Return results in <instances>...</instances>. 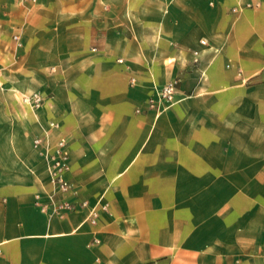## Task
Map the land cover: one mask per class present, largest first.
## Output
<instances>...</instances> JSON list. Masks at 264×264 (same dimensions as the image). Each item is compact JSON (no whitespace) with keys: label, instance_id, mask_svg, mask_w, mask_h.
<instances>
[{"label":"crops","instance_id":"obj_1","mask_svg":"<svg viewBox=\"0 0 264 264\" xmlns=\"http://www.w3.org/2000/svg\"><path fill=\"white\" fill-rule=\"evenodd\" d=\"M13 1L0 0V264H264V0ZM174 79L176 102L149 109ZM33 93L38 108L22 102Z\"/></svg>","mask_w":264,"mask_h":264},{"label":"built area","instance_id":"obj_2","mask_svg":"<svg viewBox=\"0 0 264 264\" xmlns=\"http://www.w3.org/2000/svg\"><path fill=\"white\" fill-rule=\"evenodd\" d=\"M23 3L35 4L38 0H20ZM14 41H18V35H14ZM122 62V60H119ZM134 83V80H132ZM179 79H174L164 86H162L159 90H157L155 96L151 97L148 102V107L151 110L162 111L168 106L174 104L176 102L175 96L178 90ZM22 102L32 106L34 108H38L43 104V98L39 93H33L32 95L24 96L22 98ZM40 139L35 140V147L40 146ZM49 158L51 163V178L52 182L57 190V192L65 195L72 191L73 185L66 178L67 172L70 170V155L67 148V141L65 139H60L56 142V144L52 147L49 152ZM88 202H83L81 207H86ZM59 210L63 211H75L77 206L71 204L69 202H60L57 205ZM105 209V206H103ZM98 217V212L96 209H92L89 214V221L92 224L96 223Z\"/></svg>","mask_w":264,"mask_h":264},{"label":"rangeland","instance_id":"obj_3","mask_svg":"<svg viewBox=\"0 0 264 264\" xmlns=\"http://www.w3.org/2000/svg\"><path fill=\"white\" fill-rule=\"evenodd\" d=\"M38 5V2L35 4H30V3H23L20 0H14L12 2L11 5H9V7L11 8V10H14L15 12H19V11H23L25 13H28L29 11H32L33 9H35ZM8 31L10 32L9 35L7 37H5V40L9 43H12V39L14 40L13 34H15L14 32H16V26H10ZM14 31V32H13ZM13 37V38H12ZM8 52V51H6ZM1 54V53H0ZM5 83L2 86L4 90H7V88L5 87ZM1 89V87H0ZM13 89V88H11Z\"/></svg>","mask_w":264,"mask_h":264}]
</instances>
